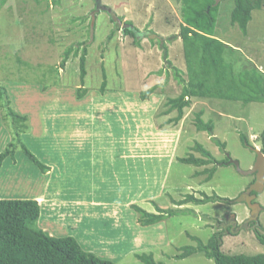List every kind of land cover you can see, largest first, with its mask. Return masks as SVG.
Listing matches in <instances>:
<instances>
[{
	"label": "rangeland",
	"instance_id": "obj_1",
	"mask_svg": "<svg viewBox=\"0 0 264 264\" xmlns=\"http://www.w3.org/2000/svg\"><path fill=\"white\" fill-rule=\"evenodd\" d=\"M101 5L111 13L96 11L93 0H59L56 5L53 0L0 2V85L10 96L12 108L28 117V129L20 134L21 141L39 161L50 166V172L43 175L19 146L10 149L16 163L7 158L0 168V199L37 200L40 228L55 237L73 236L90 245L91 252L94 249L97 256L115 264H142L135 258L139 253H152L156 261L165 264H214L199 253L183 260L174 255L184 246H196L186 233L206 242L220 230L225 231L223 252L264 254L254 235L256 228L264 235V188L252 192L253 205L238 201L255 179L242 171L254 166L256 155L250 148L261 147L264 103L218 99L213 110L206 101H197L184 110L178 123L161 128L176 113L160 114L167 109L161 96L140 104L136 95L158 84L166 83L167 88L175 85L163 51L150 40L158 37L165 41L179 33L180 0H101ZM232 8V0L220 5L216 36L221 39L238 35V29L230 25ZM112 13L122 21L112 22ZM128 22L138 31L141 48L124 35ZM248 29L246 54L258 70L264 71V7L253 12ZM111 32L113 39L108 40ZM239 46L243 47L241 41ZM77 47L78 57L71 54L62 68L65 50ZM168 47L172 64L184 69L181 53H176L181 49L180 39L171 41ZM84 48L87 75L82 87L89 93L78 101L79 57ZM104 75L107 92L102 95L99 88ZM168 94L176 95L172 91ZM200 108L203 121L214 127L212 135L198 132L194 126V113ZM5 112L0 109V153L7 149L6 142L19 139L18 127ZM132 128L137 132L128 140L125 136L128 131L134 134ZM156 129L160 130L151 131ZM214 139L224 143L225 149ZM157 142L170 158L134 157L148 158L151 151L158 156ZM197 144L219 163L197 167L177 161L189 154L208 160L194 150ZM123 147V160H136L128 170L116 165ZM228 156L238 162L240 170L221 163ZM146 166L154 174L143 179ZM214 167L208 183L203 182L207 175L195 176ZM120 175L126 178L116 182L115 176ZM158 185L154 194L153 188ZM202 193L229 202L200 206L172 202V198L180 200L186 194L199 199ZM131 205L152 213L157 212L155 206L164 210L189 208L196 216L180 213L161 226L144 228ZM253 220L256 222L249 225Z\"/></svg>",
	"mask_w": 264,
	"mask_h": 264
},
{
	"label": "trees",
	"instance_id": "obj_2",
	"mask_svg": "<svg viewBox=\"0 0 264 264\" xmlns=\"http://www.w3.org/2000/svg\"><path fill=\"white\" fill-rule=\"evenodd\" d=\"M3 1L5 0H0V2ZM223 1L225 0H180L181 23L179 26V33L176 36L172 35L171 38L165 41L158 37L156 40H150L151 42H156V45L163 51L164 60L168 67L173 70V82L175 85L169 86V88H167L166 83L155 85L145 91L139 92L138 95H136V99L140 100L137 103L141 104L143 103L141 101H148L153 96L163 97V106L167 109L160 114L169 115L175 112L176 115L174 118H170L167 122L163 123L161 128L168 123H178L184 115V110L191 108L194 102L197 101H206L209 105H213V110L215 109L214 103H216L218 99L234 100L244 104L252 102L264 103V74L258 70L247 56L244 44V41L250 38L248 36V27L253 20V12L264 7V0H232L233 8L229 16L230 25L238 29V35L235 39L230 36L231 40L227 36H225V39L216 36L220 5ZM58 2L59 0H53L55 5L58 4ZM115 16H113L112 22L116 24V22L122 21V17L118 15ZM127 24L129 27L123 30L124 35L132 37V43L136 47L141 48L142 41H140L136 35L138 31L133 28L134 26L131 22ZM115 28L118 30L117 25ZM113 35V32H111L108 36V40H112ZM175 39H180L181 49L177 51L173 50V52L176 51L177 54L181 53L184 69H180L176 65L174 66L171 59H169L171 49L168 47V44L171 43V41H175ZM232 40H235L236 44L233 43ZM240 41L243 43V47L239 46ZM178 44L179 42L176 45ZM246 45L250 47L249 42ZM78 52V47L65 50L61 67L64 68L71 54L75 58L78 57ZM175 58L177 59L178 56L175 55ZM79 68L81 87L77 89L75 98L81 101L89 93L87 88L82 87L87 75L86 48L82 50V54L79 57ZM161 73L162 71L158 72V74ZM45 87H47V85ZM106 89L107 83L104 75L99 93L105 95L107 92ZM169 91L174 92L176 95H169ZM2 108L6 111V117L11 118L12 123L14 125L16 124L15 126L18 127L16 134L19 139L15 142V139L12 138L11 142H6L7 149L0 153V168L7 158L12 159L13 162L15 161L14 152H12V150L14 151V149L19 146L23 154L27 157V160L30 161L40 173L43 175L49 173L50 166L39 161L26 144L21 141L20 134L26 132L28 129L26 124L28 117L16 112L12 108L10 96L6 89L0 85V109ZM208 109L206 112L209 111ZM203 114V108H200L197 113H194V126L198 132L204 131L212 135L214 127L212 124L203 121ZM152 115L153 111L150 112V116ZM134 129L135 128L131 129L134 134H131L130 131L127 132L125 137L128 138V140L134 137L137 132ZM159 130L160 129L151 131L154 132ZM140 135L141 133H138L137 137ZM241 140L246 146H249V142L245 136H241ZM214 141L223 150L225 149L224 143H221L217 139H214ZM156 144H158V148L156 149L159 151L158 156L155 152L151 151L149 152L150 154H148V158L140 156L134 157L140 159H161L167 155V158H170L169 154L163 153L164 149H159V143L157 142ZM260 145L261 147L259 150L264 155V132L260 136ZM123 150L124 147L120 151L119 161L116 165H120L122 169L125 168L123 170H128L132 167L131 164L136 163V160L132 163L124 161ZM194 150L200 152L202 156L208 157V160L196 158L194 155L189 154L187 157L178 158L177 161L197 167L219 163L214 158H211L210 154L206 152L200 144H197ZM221 163L223 165H234L230 161L229 156L221 161ZM215 171L216 167L211 169L206 168L201 172H196L195 176H202L201 174H203V176L207 175L203 182L208 183ZM142 173L143 179L154 174L148 166H146ZM124 177L126 178V176L120 175L115 176L114 179L116 182H120L121 178L124 179ZM254 180L255 179H253L251 183H253ZM159 185L156 189L153 188L154 194L158 193ZM202 195L203 197L198 199L195 198L193 194H186L184 198L180 200L172 198V202L177 206L187 203L200 206L210 202H229L228 199L221 198L217 195L209 196L204 193H202ZM231 202L232 201H230V203ZM130 207L135 213L140 215L139 222L144 228L163 224L172 215L180 213H192V217L196 216L193 209L189 208L183 210L179 208H168L164 210L155 206L157 213H147L136 205H131ZM39 218L40 205L35 199H0V264H115L111 260L97 256L94 249L92 251L96 254L91 252L90 245L84 244L83 241L80 243L73 236H51L47 231H44V229L38 226ZM254 222L256 221L248 222V224L253 225ZM50 223L54 224V222ZM227 228L230 229V227ZM224 234L225 231L223 230L216 231L206 242H203L199 237L197 238L186 233V235L191 237L196 243V246H184L179 249L181 253L174 256L177 260H183L199 253L206 259L213 261L214 264H264V254H228L223 252L221 247L223 245ZM254 235L259 244L264 247V235L261 230L258 228L254 229ZM135 258L142 264H165L156 261L152 253L135 254Z\"/></svg>",
	"mask_w": 264,
	"mask_h": 264
},
{
	"label": "water",
	"instance_id": "obj_3",
	"mask_svg": "<svg viewBox=\"0 0 264 264\" xmlns=\"http://www.w3.org/2000/svg\"><path fill=\"white\" fill-rule=\"evenodd\" d=\"M93 1L95 2V5H96V11L105 10V11H108L109 13H111V10L109 8L103 7L101 5V0H93ZM113 16H114V14H113ZM251 150L256 155V160H255L254 166H253V168H251L248 171H245V172L242 171V173L244 175H250V174L253 175L254 174V176H255V180H254L253 184L250 185L249 189L247 190V193H249L251 191H258V190L260 191L264 187V155L258 149L252 148ZM231 162L234 164V166L238 170H240L239 164L237 161H231ZM243 199L249 202V198H242V197L240 198V200H243Z\"/></svg>",
	"mask_w": 264,
	"mask_h": 264
},
{
	"label": "clouds",
	"instance_id": "obj_4",
	"mask_svg": "<svg viewBox=\"0 0 264 264\" xmlns=\"http://www.w3.org/2000/svg\"><path fill=\"white\" fill-rule=\"evenodd\" d=\"M262 72V71H261ZM252 149V148H251ZM253 149H255V148H253ZM259 150V149H258ZM254 175V174H253ZM264 188V187H263ZM249 189V188H248ZM252 192L253 191H251V192H249V193H247V191H245L244 193H243V196H241L242 198H249V204H251V205H253V201H251V199H250V196H252ZM240 197V198H241ZM240 198H238L239 200L238 201H245L244 199L243 200H240ZM252 209H253V213L252 214H255L256 213V211L254 210L255 209V206H252ZM143 210V209H142ZM143 211H145L146 212V210H143ZM147 213H152V212H147ZM155 213H157V212H155ZM231 215V214H230ZM232 216V215H231ZM234 217V216H233ZM253 221H255V220H253ZM251 222V221H250ZM154 226H161V225H154ZM150 227V226H149ZM151 227H153V226H151Z\"/></svg>",
	"mask_w": 264,
	"mask_h": 264
},
{
	"label": "crops",
	"instance_id": "obj_5",
	"mask_svg": "<svg viewBox=\"0 0 264 264\" xmlns=\"http://www.w3.org/2000/svg\"><path fill=\"white\" fill-rule=\"evenodd\" d=\"M261 71V70H260ZM262 73H264V71H262Z\"/></svg>",
	"mask_w": 264,
	"mask_h": 264
},
{
	"label": "flooded vegetation",
	"instance_id": "obj_6",
	"mask_svg": "<svg viewBox=\"0 0 264 264\" xmlns=\"http://www.w3.org/2000/svg\"><path fill=\"white\" fill-rule=\"evenodd\" d=\"M251 184H253V183H251ZM251 184H250V185H251Z\"/></svg>",
	"mask_w": 264,
	"mask_h": 264
}]
</instances>
